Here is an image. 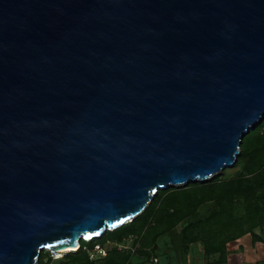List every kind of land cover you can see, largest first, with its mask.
I'll return each instance as SVG.
<instances>
[{
	"label": "water",
	"instance_id": "1",
	"mask_svg": "<svg viewBox=\"0 0 264 264\" xmlns=\"http://www.w3.org/2000/svg\"><path fill=\"white\" fill-rule=\"evenodd\" d=\"M263 117L264 0H0V264L211 179Z\"/></svg>",
	"mask_w": 264,
	"mask_h": 264
},
{
	"label": "trees",
	"instance_id": "2",
	"mask_svg": "<svg viewBox=\"0 0 264 264\" xmlns=\"http://www.w3.org/2000/svg\"><path fill=\"white\" fill-rule=\"evenodd\" d=\"M232 166L239 170L229 179L223 175L224 168L219 175L203 182L159 189L131 221L106 230L99 237L81 239L79 247L65 251L56 264H94L88 251L95 245L123 244L129 238L139 246L135 254L146 256V259L151 250L158 248L162 249L159 252L162 254L164 250L171 252L173 258L179 255L180 262L187 264L188 246L197 243L204 257L209 259L217 253L218 264H224L226 245L247 234L251 244L262 254L264 264V117L243 135ZM206 202H213L214 207L198 218V208ZM257 227L262 233L255 231ZM106 256L104 264H138L133 261V253L116 245ZM155 257L158 262L157 254ZM52 258L50 254H39L37 264H52Z\"/></svg>",
	"mask_w": 264,
	"mask_h": 264
},
{
	"label": "rangeland",
	"instance_id": "3",
	"mask_svg": "<svg viewBox=\"0 0 264 264\" xmlns=\"http://www.w3.org/2000/svg\"><path fill=\"white\" fill-rule=\"evenodd\" d=\"M225 173L223 174L226 179L234 177L238 173V168L237 167H227L224 169ZM223 171V169L221 170ZM220 172H218L215 175H219ZM194 182V181H193ZM203 182V181H199ZM189 183V182H188ZM186 183L182 184H176V185H171L169 187H181L185 185ZM214 207L213 202H206L202 203L198 211L196 213L197 217H203L205 216L210 209ZM256 232L262 233V230L254 228ZM163 242V241H162ZM114 245L117 246V248H124L125 250H129L130 253H133V261L137 262L138 264H163L164 262H167V264H183V262H180V256L179 255H173L171 252L169 253H159L162 251V249L156 248L155 250H151L150 256L146 259V256L143 255H138L135 254V249H138L139 246L137 244H133V239L129 238L126 239V241L123 242V244H114L110 242H105L103 245H101V249L103 250V253L99 254L95 250H89V259L94 262V264H104L107 260V251L113 247ZM161 245V243H159ZM137 247V248H135ZM158 249V250H157ZM54 250L52 249H42L39 254H44V255H53V258L51 260L52 264H56L59 261H61V256L64 254V252H58L57 249L55 250L56 253H53ZM226 251H227V256H226V262L224 264H263L262 260V254L259 252L257 246H254L251 244V238L250 236L244 235L243 237H240L236 239L235 241H231L226 245ZM94 253V257L90 258V253ZM156 254H157V259L158 262H156ZM185 258L187 264H218L217 258L218 254H214V256L210 257L207 259L202 255V248L200 244H190L188 246V250L185 253ZM174 260V262H172Z\"/></svg>",
	"mask_w": 264,
	"mask_h": 264
},
{
	"label": "built area",
	"instance_id": "4",
	"mask_svg": "<svg viewBox=\"0 0 264 264\" xmlns=\"http://www.w3.org/2000/svg\"><path fill=\"white\" fill-rule=\"evenodd\" d=\"M93 250H95L99 254L103 253V250L101 249L100 245H95V247L93 248ZM53 253H56V251H53ZM94 256H95L94 253L91 252L90 253V258H93Z\"/></svg>",
	"mask_w": 264,
	"mask_h": 264
},
{
	"label": "bare ground",
	"instance_id": "5",
	"mask_svg": "<svg viewBox=\"0 0 264 264\" xmlns=\"http://www.w3.org/2000/svg\"><path fill=\"white\" fill-rule=\"evenodd\" d=\"M70 250H73V249L70 248V247H64V248H61V249H57L58 252H64V251H70Z\"/></svg>",
	"mask_w": 264,
	"mask_h": 264
}]
</instances>
